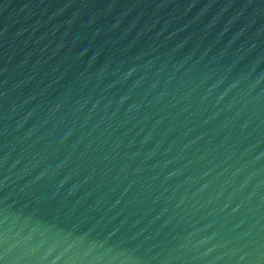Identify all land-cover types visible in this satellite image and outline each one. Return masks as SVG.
<instances>
[{
    "label": "water",
    "instance_id": "1",
    "mask_svg": "<svg viewBox=\"0 0 264 264\" xmlns=\"http://www.w3.org/2000/svg\"><path fill=\"white\" fill-rule=\"evenodd\" d=\"M0 264H264V0H0Z\"/></svg>",
    "mask_w": 264,
    "mask_h": 264
}]
</instances>
